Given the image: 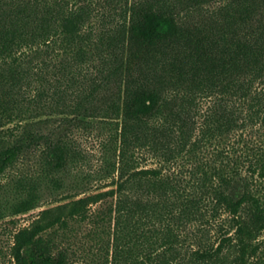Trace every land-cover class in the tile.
Here are the masks:
<instances>
[{"label": "trees", "instance_id": "1", "mask_svg": "<svg viewBox=\"0 0 264 264\" xmlns=\"http://www.w3.org/2000/svg\"><path fill=\"white\" fill-rule=\"evenodd\" d=\"M212 1H133L95 37L90 7L0 0V76L21 91L0 98L2 125L18 121L0 135V177L26 153L40 165L34 180L0 187V264H264V196L254 189L264 140L243 138L264 130V14L256 0H229L189 24L178 9ZM38 80L48 89L30 96ZM113 82L119 99L94 106ZM42 111L49 117L30 122ZM91 117L102 130L96 172L113 187L78 197L84 156L65 130ZM219 140L235 155L208 153ZM139 149L198 160L192 179L140 168ZM44 191L59 204L20 224L14 216L40 206Z\"/></svg>", "mask_w": 264, "mask_h": 264}, {"label": "rangeland", "instance_id": "2", "mask_svg": "<svg viewBox=\"0 0 264 264\" xmlns=\"http://www.w3.org/2000/svg\"><path fill=\"white\" fill-rule=\"evenodd\" d=\"M64 2H67L69 5H82L84 7H90L92 11V17L91 20V33L95 37L100 36V34H104V31L109 30V28L117 21H121L122 17L121 14L127 4L129 5L133 1L138 0H62ZM175 1L176 0H170ZM229 0H214L210 2L209 4H205L200 9L195 8L193 10L188 9L186 5L182 4L178 6V9L180 10V14L185 17L187 23L189 24H197L199 23L203 18L209 17L213 12H217V10L222 7L226 2ZM231 1V0H230ZM258 6V13L255 14L256 18L260 17L262 14H264V0H256L255 1ZM5 7L4 9H6ZM90 28H87V32L89 34ZM86 32V33H87ZM57 54V52H56ZM58 59V56L52 57V60L56 62ZM51 70V69H50ZM51 72V71H49ZM90 73L93 75H96L97 71L90 69ZM98 78V76H97ZM38 89H48L47 85L41 84V81H34L32 82V86L30 89V96H33ZM20 92L17 87H11L6 86L5 81L0 76V98L5 95L7 98L11 99H18L20 96ZM95 97V104L97 108H103L106 105H108L112 100H118L120 97V94L118 92V87L116 85V82H113L112 85L106 89H102ZM93 115L96 117L103 112V110L95 109L94 111L91 110ZM49 111H42V113H38L35 115V113H31L30 116H34L30 120L37 122L38 120L46 119L49 117ZM51 117V116H50ZM54 118L58 117L53 116ZM93 118V117H91ZM94 119V120H93ZM90 122L91 124L86 125H79V126H69L65 130L68 134L77 144V146L80 148V150L83 153L84 156V167H83V181L85 184L82 186L84 188V193H81L78 197H82L88 194H94L97 192L108 190L109 188H112L113 186L104 187L106 184H111V179H104L101 175H99L96 171L101 165V142H102V130L100 129V123L97 118H93ZM2 122H4L2 119H0V135L7 130L8 128H11L17 124V120H14L10 123H7L5 125H2ZM55 123V122H53ZM44 130H42L45 134L48 133L49 129L52 128V125L45 124ZM244 140H252L256 143H259L264 140V130L259 131H253L249 130L248 133L244 134ZM235 142V141H232ZM232 143L228 142L226 140H219L216 143L212 144L209 148L208 153L214 152L217 154L218 152H225L229 151L230 155H235L233 153V150L231 148ZM207 153V154H208ZM213 154V153H212ZM135 156H138L139 159V167H155V168H161L164 172L169 174L170 176L188 181L192 179V171L194 170V167L198 164V160L191 159V157L186 158H180L173 163H166L163 162L155 157H153L152 154L147 152L146 150L139 149L136 151ZM210 157V156H209ZM39 157L36 153H26L22 159L17 163V165L10 170L7 171V173L4 176L0 177V187H11L14 181L22 179L27 181H32L36 178L38 175V171L40 168L39 165ZM239 170L243 172L244 170V164L239 163ZM206 169L213 175V170L206 166ZM256 184V183H255ZM240 187V186H239ZM254 189L256 190L257 194L264 196V179H259L257 181V184L255 185ZM42 201L40 203V206L35 207L34 209L24 212L22 214H19L17 216H14L16 218L20 219V224H28L29 220H31V217L38 214L40 211H42L45 208L58 205L59 202H55L54 200H58L60 198V195H52L48 191L43 192ZM224 217H221L223 219ZM211 237H215L216 230L211 229L210 231Z\"/></svg>", "mask_w": 264, "mask_h": 264}]
</instances>
